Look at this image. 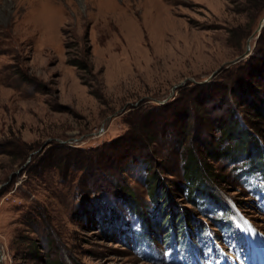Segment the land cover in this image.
<instances>
[{
    "label": "rangeland",
    "instance_id": "rangeland-1",
    "mask_svg": "<svg viewBox=\"0 0 264 264\" xmlns=\"http://www.w3.org/2000/svg\"><path fill=\"white\" fill-rule=\"evenodd\" d=\"M263 104L264 0H0V264H264ZM227 108L253 139L190 198Z\"/></svg>",
    "mask_w": 264,
    "mask_h": 264
},
{
    "label": "trees",
    "instance_id": "trees-1",
    "mask_svg": "<svg viewBox=\"0 0 264 264\" xmlns=\"http://www.w3.org/2000/svg\"><path fill=\"white\" fill-rule=\"evenodd\" d=\"M70 62L75 65V66H80L78 63V60H70ZM264 106V104H263ZM257 114L260 116H264V108H262V105H254L253 107ZM212 113V112H211ZM156 119V117L154 116ZM207 120L208 122V127L210 128L209 135L208 134H203V132H200V129L202 128L199 127L198 133L193 136L194 140H196V144L194 142H189L188 139V134L185 133L186 131L183 129L180 133L179 141L181 144L184 145V152H182V158H183V171H184V177H185V183L182 184L181 190L183 193V188H187V186H190V190L188 191V195L191 198L193 193L195 192L198 187H202L203 178L202 176L207 177L206 179L213 181L215 176H213L212 169L210 166L209 159L212 161L219 160L221 157H230L233 158L229 152H234L236 153L237 150L241 149H246L248 148L249 141L251 139L252 133L250 132V129H252V125H248L246 123L245 118L239 117L237 115V112H234V110L230 108L226 109L225 114H220L216 120V124L212 118L209 117L208 113L206 115L204 114L203 120ZM161 117H157L156 120H154V124L159 126L161 124ZM203 123V122H202ZM217 126V130H219L220 135L218 139H215L213 134H211V131L213 126ZM249 127V128H248ZM137 128V127H136ZM142 128H137L134 131L133 138L135 139L134 142L136 141L135 145L140 146L142 151L140 154H134L135 150H131L130 153H128L126 165H138L141 162L147 163L148 160V154H146V149L149 148V146L152 143H155L156 140L158 139L159 134L161 131L155 132L153 135H149L150 127L149 128H144L143 133L140 132ZM207 132V131H206ZM208 133V132H207ZM257 133V132H256ZM142 134V136H141ZM259 134V133H257ZM260 135V134H259ZM261 136V135H260ZM145 139V141H143ZM235 140L236 144H233V147H225L222 148V143L224 140ZM188 140V141H187ZM255 144L257 145V138L254 139ZM264 141V139H263ZM133 142V143H134ZM187 142V143H186ZM159 180V178H157ZM157 180L153 181L155 182V189L157 188ZM152 181V182H153ZM160 182V181H159ZM161 184V183H160ZM159 185V183H158ZM152 186V185H151ZM184 192L185 189H184ZM185 194H183L184 196ZM111 196L114 198H120V199H126L129 200L128 198H131L135 200V196L133 193L128 189L126 186H123L119 183L114 185V190L111 192ZM204 199V198H202ZM130 205H132L129 201H127ZM133 206V205H132ZM187 221V218H186ZM50 237H47L49 240ZM48 246V245H47ZM40 247V246H38ZM49 247V246H48ZM48 258L47 255L45 259ZM46 262H49L50 264H64L59 260H46Z\"/></svg>",
    "mask_w": 264,
    "mask_h": 264
},
{
    "label": "bare ground",
    "instance_id": "bare-ground-1",
    "mask_svg": "<svg viewBox=\"0 0 264 264\" xmlns=\"http://www.w3.org/2000/svg\"><path fill=\"white\" fill-rule=\"evenodd\" d=\"M253 237H251V242H252V245L253 246H255V249H257V250H259V251H264V244L262 245V248L260 249L255 243H254V241H253ZM261 243H263V242H261ZM263 255H264V253H263Z\"/></svg>",
    "mask_w": 264,
    "mask_h": 264
},
{
    "label": "crops",
    "instance_id": "crops-1",
    "mask_svg": "<svg viewBox=\"0 0 264 264\" xmlns=\"http://www.w3.org/2000/svg\"><path fill=\"white\" fill-rule=\"evenodd\" d=\"M134 208V207H133ZM135 209V208H134Z\"/></svg>",
    "mask_w": 264,
    "mask_h": 264
},
{
    "label": "water",
    "instance_id": "water-1",
    "mask_svg": "<svg viewBox=\"0 0 264 264\" xmlns=\"http://www.w3.org/2000/svg\"><path fill=\"white\" fill-rule=\"evenodd\" d=\"M216 72V71H215Z\"/></svg>",
    "mask_w": 264,
    "mask_h": 264
}]
</instances>
